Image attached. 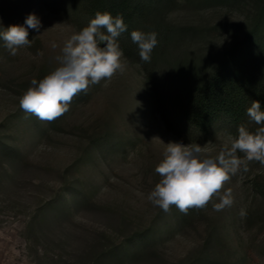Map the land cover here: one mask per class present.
I'll list each match as a JSON object with an SVG mask.
<instances>
[{"label": "rangeland", "instance_id": "1", "mask_svg": "<svg viewBox=\"0 0 264 264\" xmlns=\"http://www.w3.org/2000/svg\"><path fill=\"white\" fill-rule=\"evenodd\" d=\"M52 2L0 0L3 28L26 27L29 14L42 23L40 33L28 30L32 46L15 56L0 40V141L18 149L0 153V264H92L90 256L101 244L150 228L155 234L149 251L128 264L198 257L212 233L220 264H264V214L246 221L249 209H264L252 183L264 175L260 163L250 162L247 172L224 185L220 195L230 189L234 203L222 211L213 209L219 195L186 219L175 206L165 213L147 199L160 180L155 167L168 142L200 144L211 157L230 146L235 134L226 124L207 137L183 141L168 129L155 99L159 91H183L186 70L211 72L219 54L251 30L261 1L166 2L156 18L176 33L158 57L154 76L121 49L127 60L122 74L91 85L73 98L66 114L47 122L21 110L18 98L32 79L58 66L55 57L65 42L83 29ZM261 39L264 48V31ZM62 188L82 193V201L59 215L40 213Z\"/></svg>", "mask_w": 264, "mask_h": 264}, {"label": "trees", "instance_id": "2", "mask_svg": "<svg viewBox=\"0 0 264 264\" xmlns=\"http://www.w3.org/2000/svg\"><path fill=\"white\" fill-rule=\"evenodd\" d=\"M65 9L71 19L81 27H86L96 12H109L113 17H123L127 30L120 34L117 42L124 53L143 65L148 77L156 72V62L166 44L176 33L169 24L160 23L156 18L158 9L170 0H49ZM257 19L244 37L234 40L232 45L221 52L211 72L186 70L188 83L183 91L171 94L159 91L155 107L168 129L183 141L190 142L210 135L220 124L229 125L237 134L238 126L244 124L250 130L258 126L251 122L246 110L253 100H259L264 111V48L261 45L264 31V0H260ZM156 32L158 43L151 53L150 62L139 56L138 44L133 43L131 32ZM106 33V30H103ZM258 47L260 50L257 51ZM18 152L14 146L0 141V153ZM242 154V153H241ZM243 155V154H242ZM253 189L259 198L264 199V175L252 179ZM84 195L71 188H62L58 194L46 201L40 213L50 212L57 215L79 204ZM190 209L181 213V219L196 213ZM264 209H249L247 223L254 217H261ZM257 218V219H258ZM154 229L133 232L120 243L101 244L91 254L92 264H128L149 251L154 238ZM213 233L208 236L200 249V256H187L178 264H220L213 254ZM231 264L230 262H223Z\"/></svg>", "mask_w": 264, "mask_h": 264}, {"label": "clouds", "instance_id": "3", "mask_svg": "<svg viewBox=\"0 0 264 264\" xmlns=\"http://www.w3.org/2000/svg\"><path fill=\"white\" fill-rule=\"evenodd\" d=\"M24 23L26 27L3 28L0 20V40L12 56L17 55L18 49L32 46L29 29L41 31L42 23L35 14H29ZM126 30L122 16L96 12L88 26L65 42L61 54L55 57L58 66L39 81L32 79L30 87L18 98L20 109L41 121L52 122L70 110L76 95L86 93L91 85H98L102 80H110L117 72L122 74L127 60L117 38ZM131 39L138 44L140 59L150 62L158 43L157 33L134 30ZM51 47L55 49L57 45L53 43ZM261 108L259 100L251 102L246 114L258 127L250 130L244 124L238 126L230 146L215 157L205 155L200 144L168 142L155 167L160 180L147 195L148 201L165 213L175 206L187 214L193 208L204 209L219 195L220 202L213 209L222 211L230 207L234 197L230 189L220 195L224 185L239 172H247L250 162L264 166V111ZM238 152L243 156L237 155Z\"/></svg>", "mask_w": 264, "mask_h": 264}]
</instances>
